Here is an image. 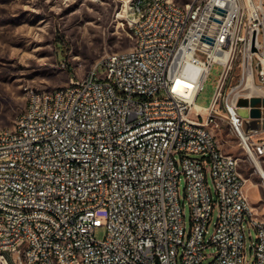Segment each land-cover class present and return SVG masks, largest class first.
Here are the masks:
<instances>
[{"label":"built area","instance_id":"2783aa9c","mask_svg":"<svg viewBox=\"0 0 264 264\" xmlns=\"http://www.w3.org/2000/svg\"><path fill=\"white\" fill-rule=\"evenodd\" d=\"M199 1L129 3L131 49L105 54L56 94L28 89L16 130L0 133V264L13 242H21L14 264H79L71 245L57 243L64 235L77 237L91 264H203L210 245L211 264H246V224L257 231L254 264H264V219L246 193L240 157L218 150L211 120L225 109L232 134L241 125L234 135L245 156L264 173V106L262 127L244 128L252 97L264 98V0H211L206 12ZM215 64L224 69L203 107L196 99ZM248 145H258L260 161Z\"/></svg>","mask_w":264,"mask_h":264},{"label":"rangeland","instance_id":"374dc122","mask_svg":"<svg viewBox=\"0 0 264 264\" xmlns=\"http://www.w3.org/2000/svg\"><path fill=\"white\" fill-rule=\"evenodd\" d=\"M188 5L193 0H174ZM131 0H0V129L14 127L27 104L28 88L53 89L82 78L105 54L129 50L135 38L124 20ZM223 65L215 64L203 91L196 99L200 106L211 105ZM234 74L239 68H234ZM207 116V111L202 112ZM212 126L221 147L240 157L246 178L245 190L255 211L264 219V185L261 175L245 156L237 137L232 134L225 109ZM220 116V117H219ZM212 182V177L209 178ZM185 176L181 182L182 203L188 227L192 224L191 207L185 196ZM218 207L209 224L207 242L218 219ZM247 261L254 264L252 250L257 231L246 224ZM99 239L106 228L97 229ZM216 247L205 248L203 264H211Z\"/></svg>","mask_w":264,"mask_h":264},{"label":"bare ground","instance_id":"6f19581e","mask_svg":"<svg viewBox=\"0 0 264 264\" xmlns=\"http://www.w3.org/2000/svg\"><path fill=\"white\" fill-rule=\"evenodd\" d=\"M133 1L135 0H131V2ZM153 1L154 0H146V2H153ZM209 2H211V0H200L199 12H206ZM165 4H167V6L169 7H175V8L184 7V5L179 4L174 0H165ZM89 71H92V67L90 68ZM185 82L190 86L191 89L193 88V84L191 82L188 81ZM46 94H56V88L46 89ZM217 118H218L217 113H211V120L216 121ZM11 130H16V123L12 128L0 129V133H5L6 131H11ZM201 133H209L208 124H201ZM234 134H241V125H234ZM218 150H224L219 142H218ZM248 154L249 157L252 158V161H260V148L258 147V145H248ZM259 174L261 175V178L264 182V173H259ZM21 214H30V206H21ZM57 243H64L67 245H71V249H75V255L77 260H79V264H91L90 261H86L84 249L79 248V240L77 239L76 236L74 235L57 236ZM20 249H21V242H13L11 243V245H8V252H5L6 264H14V253L12 252H15V250H20Z\"/></svg>","mask_w":264,"mask_h":264},{"label":"water","instance_id":"95a60500","mask_svg":"<svg viewBox=\"0 0 264 264\" xmlns=\"http://www.w3.org/2000/svg\"><path fill=\"white\" fill-rule=\"evenodd\" d=\"M219 12L224 13V10L219 9ZM207 40L212 42L211 38H207ZM250 103H251L252 109L250 111L249 116L246 115L244 119V128L246 132H252L262 127V123L260 122L259 119L263 115L262 106H264V98L260 96H254L252 97ZM241 104H248V101L243 100Z\"/></svg>","mask_w":264,"mask_h":264}]
</instances>
